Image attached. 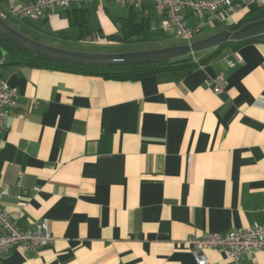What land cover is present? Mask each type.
Returning a JSON list of instances; mask_svg holds the SVG:
<instances>
[{
    "label": "crops",
    "instance_id": "0c3cea01",
    "mask_svg": "<svg viewBox=\"0 0 264 264\" xmlns=\"http://www.w3.org/2000/svg\"><path fill=\"white\" fill-rule=\"evenodd\" d=\"M11 1L29 0H0L10 24L58 47L126 45L148 29L111 39L132 11L117 0L75 3L44 18L10 15ZM133 10L149 27L153 10L160 14L152 3ZM248 13L264 14V5L204 25L229 29ZM215 52L181 76L137 80L5 56L0 79L17 96L0 132L2 205L21 228L47 221L54 240L39 252L14 248L0 264H198L189 237L264 224V36L195 56ZM235 55L241 60L229 64ZM205 254L212 264H264L259 250L237 261L221 248Z\"/></svg>",
    "mask_w": 264,
    "mask_h": 264
},
{
    "label": "built area",
    "instance_id": "2783aa9c",
    "mask_svg": "<svg viewBox=\"0 0 264 264\" xmlns=\"http://www.w3.org/2000/svg\"><path fill=\"white\" fill-rule=\"evenodd\" d=\"M88 0H29L11 1L8 13L16 17L44 18L56 8L67 9L75 3ZM134 8H141L145 3H152L163 16L162 26L171 31L178 40L191 43L202 32L204 24H191L188 17L204 18L215 14V19L221 16L224 20L225 13L229 15L248 10L251 6L264 5V0H117ZM214 21L210 20V23ZM209 24V22H208ZM194 58H196L193 53ZM240 61L239 55L227 58L229 64L234 65ZM5 63V58L0 56V65ZM199 66H202L201 64ZM223 80L219 75L216 81ZM223 87L218 84L215 92H220ZM17 91L5 80L0 79V132L7 127V119L15 104ZM1 145V140H0ZM1 187V179H0ZM0 190V256L8 254L14 248L39 252L42 248L52 244L54 237L49 231L47 221L36 225L33 229L19 227L12 216L2 205ZM24 193L19 195L22 198ZM187 244L198 264H212L205 254L206 250L221 248L228 258L239 260L245 253L256 250L264 253V224L255 223L247 228H236L226 233L193 235L188 238Z\"/></svg>",
    "mask_w": 264,
    "mask_h": 264
},
{
    "label": "water",
    "instance_id": "95a60500",
    "mask_svg": "<svg viewBox=\"0 0 264 264\" xmlns=\"http://www.w3.org/2000/svg\"><path fill=\"white\" fill-rule=\"evenodd\" d=\"M0 34L20 49L45 59L86 66H115L169 60L217 47L223 43L262 37L264 36V17L246 22L233 30L224 29L214 32L206 37L195 39L191 43L127 52L81 51L50 45L19 31L1 14Z\"/></svg>",
    "mask_w": 264,
    "mask_h": 264
},
{
    "label": "trees",
    "instance_id": "16d2710c",
    "mask_svg": "<svg viewBox=\"0 0 264 264\" xmlns=\"http://www.w3.org/2000/svg\"><path fill=\"white\" fill-rule=\"evenodd\" d=\"M131 9V14L124 24L123 33L119 36L111 37V39L127 41L129 38L137 35L139 32H142L149 28V20H147L146 18L136 19L133 7ZM249 13L244 18L240 19L236 24H231L229 26V29L233 30L239 28L246 22L264 17V14L249 17ZM76 24L80 26L82 30H88V25L85 19L77 20ZM253 39L255 38L247 39L240 42L228 43L239 44L251 41ZM228 43H223L217 47L221 50ZM216 54H218V52H215L213 53V55L208 56L204 59L194 58L193 54H188L186 56L156 62H144L138 64L115 66H86L63 63L39 57L37 55L31 54L27 51L20 49L0 34V56L5 58V56L11 55L13 62L25 63L32 67L66 69L73 72L99 75L106 79L116 80H137L146 75L165 73H172L176 76H181L183 74H186L187 72H190L193 68L199 66L200 64H205V62L209 61Z\"/></svg>",
    "mask_w": 264,
    "mask_h": 264
},
{
    "label": "rangeland",
    "instance_id": "374dc122",
    "mask_svg": "<svg viewBox=\"0 0 264 264\" xmlns=\"http://www.w3.org/2000/svg\"><path fill=\"white\" fill-rule=\"evenodd\" d=\"M226 14V13H225ZM224 14V15H225ZM225 16H228L226 14ZM163 16L158 14L155 10L152 12V21L150 27L147 31L143 32L142 34L138 35L137 38H142L141 40H137L136 38L132 40L131 43L126 45H119V46H104V47H89L86 46L88 50L85 51H94V52H127V51H138V50H146V49H156L163 47V44H180L186 43L184 40H178L175 35L162 26L161 18ZM195 17V16H194ZM215 14H210L204 18H199L197 24H204L206 19L209 21L210 19L214 18ZM217 26H211V24L205 25L202 29V32L199 33L195 39L200 36L206 35L211 32H216L218 28ZM218 27H221L218 26ZM48 44V43H47ZM200 52H197V54Z\"/></svg>",
    "mask_w": 264,
    "mask_h": 264
}]
</instances>
